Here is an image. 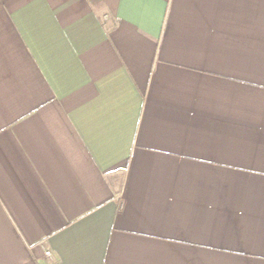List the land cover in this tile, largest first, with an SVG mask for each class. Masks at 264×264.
<instances>
[{"label": "crops", "instance_id": "crops-1", "mask_svg": "<svg viewBox=\"0 0 264 264\" xmlns=\"http://www.w3.org/2000/svg\"><path fill=\"white\" fill-rule=\"evenodd\" d=\"M0 264H264V0H0Z\"/></svg>", "mask_w": 264, "mask_h": 264}, {"label": "built area", "instance_id": "built-area-1", "mask_svg": "<svg viewBox=\"0 0 264 264\" xmlns=\"http://www.w3.org/2000/svg\"><path fill=\"white\" fill-rule=\"evenodd\" d=\"M47 255L50 256V253L48 252Z\"/></svg>", "mask_w": 264, "mask_h": 264}]
</instances>
